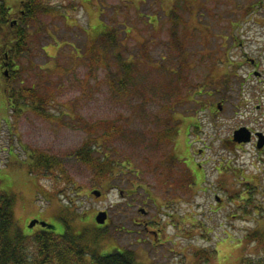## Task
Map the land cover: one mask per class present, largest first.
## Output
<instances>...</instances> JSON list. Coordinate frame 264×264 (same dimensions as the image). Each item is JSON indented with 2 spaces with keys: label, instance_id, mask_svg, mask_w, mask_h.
Returning <instances> with one entry per match:
<instances>
[{
  "label": "rangeland",
  "instance_id": "1",
  "mask_svg": "<svg viewBox=\"0 0 264 264\" xmlns=\"http://www.w3.org/2000/svg\"><path fill=\"white\" fill-rule=\"evenodd\" d=\"M18 1L8 0L11 25L20 23ZM45 1L52 12L27 26L41 30L10 84L50 94L45 110L56 121L32 110L10 115L8 67L0 72V189L15 194L17 226L35 232L28 225L37 218L60 232L65 217L75 234L104 231L98 251L118 246L155 264L263 258L264 151L232 132L264 135V0ZM126 59L128 75L119 68ZM98 137L94 154L129 168L113 162L101 175L74 154ZM20 144L58 166L29 172Z\"/></svg>",
  "mask_w": 264,
  "mask_h": 264
},
{
  "label": "trees",
  "instance_id": "2",
  "mask_svg": "<svg viewBox=\"0 0 264 264\" xmlns=\"http://www.w3.org/2000/svg\"><path fill=\"white\" fill-rule=\"evenodd\" d=\"M18 4H20L19 12L17 11L16 14L20 23L19 25H11L8 17L12 12V8L8 0H0V72L3 67H8V74H5V76L4 71H2V76H4L6 82L2 91L6 99V107L8 109L10 106V115L32 110L42 117L56 121L59 114L53 115L45 110V106L51 98L50 94H45L46 96H43V94L37 95V90L34 87H24L20 84L11 86L12 81L16 80L19 72L17 68L21 67L19 59L30 50L32 34L34 35V33L41 30L39 26V28L30 32L27 26L30 21L38 22V14L52 12V9L48 7L47 2H44V0H20ZM120 64L119 68L123 71V74H130L132 61L126 59L125 62L123 61ZM130 77L131 75L128 79ZM123 82L119 80V83ZM26 88H30V90ZM6 125H9L8 121ZM96 139H101V141L96 140L97 143L95 144L93 141H86L74 154L79 155L84 163H95V167L103 170L101 175L108 174L106 165L113 162L119 171H121L120 166H125V163L129 168L126 159L125 162H120L119 158L108 160L106 152L102 156H100L101 153L94 154L91 149L99 151L101 146L99 143L103 142L104 138L98 137ZM87 142L90 146L87 152H84L85 146L89 145ZM20 145L26 153V158L20 161H23L22 164H28L29 172L44 170L51 173L50 170L57 167L58 162H60L56 156L35 149H28L23 144ZM9 151L14 156L13 148L10 147ZM94 158L98 160L96 159L95 162ZM99 160L104 163H98ZM111 170L114 169L109 168V173ZM96 179L98 180L97 175ZM102 179L106 180L105 178ZM239 196L242 197L241 194ZM14 200L15 194L12 191L0 189V264H155L139 259L136 252L131 249H117L115 247L110 251H98L97 246L101 244V239L106 237L104 231H95L93 235L75 234L70 228V222L65 217H62L60 221L63 226L60 232L45 228L37 229V231L31 233L24 232L16 224L13 211ZM207 251L204 250L203 252ZM203 252L200 251L199 253L202 254ZM245 264H264V257L255 260L250 257Z\"/></svg>",
  "mask_w": 264,
  "mask_h": 264
},
{
  "label": "flooded vegetation",
  "instance_id": "3",
  "mask_svg": "<svg viewBox=\"0 0 264 264\" xmlns=\"http://www.w3.org/2000/svg\"><path fill=\"white\" fill-rule=\"evenodd\" d=\"M244 57H245V54H242ZM245 59L247 60V58L245 57ZM250 64H252L254 67H258V62L255 60V59H251V58H248V60H247ZM251 65V66H252ZM256 72H258V74H255ZM252 74V73H251ZM259 74H260V72L259 71H257V70H254L253 69V75L255 76V77H258L259 76ZM248 129H249V131H250V143H252L255 147H256V144H257V130H254L253 128H249L248 126H246ZM235 130V129H234ZM233 130V131H234ZM233 134V133H232ZM242 145V144H241ZM257 149V148H256ZM260 153L261 152H263L264 151V145L260 148V149H257ZM139 211L140 212H142V213H144L145 211H144V209L143 208H139ZM133 222L135 223V224H140L139 222H136L134 219H133ZM156 223H157V221H155ZM148 220H144L143 222H142V224L143 225H145V228H147V230H149L150 232H151V236H152V240L150 239V241L152 242V243H154V246L155 245H159V246H162L163 244H164V241H162L161 239L159 240V233H160V230L158 229V230H155V229H151L150 228V226L148 225ZM175 224V223H174ZM38 227H40V225L39 224H36ZM102 226L103 225H101V226H99V227H101L102 228ZM40 228H45V227H40ZM158 240V241H157ZM115 248V247H114ZM114 248H112V249H114ZM117 249L119 248V249H122V248H120V247H116ZM111 249V250H112ZM141 260H143V259H141ZM148 262V261H147Z\"/></svg>",
  "mask_w": 264,
  "mask_h": 264
},
{
  "label": "water",
  "instance_id": "4",
  "mask_svg": "<svg viewBox=\"0 0 264 264\" xmlns=\"http://www.w3.org/2000/svg\"><path fill=\"white\" fill-rule=\"evenodd\" d=\"M258 136V140H257V146L261 147L264 144V136L261 133H256ZM233 139L237 142H248L250 139V132L246 127H240L238 129H236L233 133ZM93 194H95L96 196L99 195V192L94 190ZM106 212L105 211H99L97 213V215L95 216V220L98 223H104L105 218H106ZM39 223L41 226H47V227H52L51 225H49L48 223H46L45 221H39L38 219H32L29 222L28 227L31 228L35 223Z\"/></svg>",
  "mask_w": 264,
  "mask_h": 264
}]
</instances>
